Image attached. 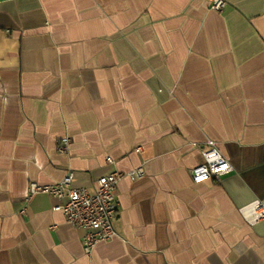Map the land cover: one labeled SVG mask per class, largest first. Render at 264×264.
<instances>
[{"label":"crops","instance_id":"obj_1","mask_svg":"<svg viewBox=\"0 0 264 264\" xmlns=\"http://www.w3.org/2000/svg\"><path fill=\"white\" fill-rule=\"evenodd\" d=\"M225 1L0 0V264H264L241 214L264 206V0ZM207 141L232 171L195 185ZM139 168L90 255L58 199H27Z\"/></svg>","mask_w":264,"mask_h":264},{"label":"built area","instance_id":"obj_2","mask_svg":"<svg viewBox=\"0 0 264 264\" xmlns=\"http://www.w3.org/2000/svg\"><path fill=\"white\" fill-rule=\"evenodd\" d=\"M209 8L215 12H221L226 6L225 0H208ZM70 140H60L57 151L65 153L68 150ZM140 154L141 147L134 150ZM203 163L197 165L191 172L193 184L201 185L211 179H220L232 171V166L221 154L214 141H207L205 146L200 148ZM107 163H112L111 157L106 158ZM143 169L139 168L129 174L113 172L101 177L93 192L86 188H74L72 186L73 173H69L65 179L52 185H39L30 183L27 199L37 194H46L54 197L60 203L53 207V211H60L64 214L66 222L77 229L84 231L82 245L85 254L90 255L95 246L103 241L111 240L116 232L113 228V221L119 212L117 199V186L125 177L136 179L142 177ZM21 213H25L22 210ZM241 214L251 225H255L264 219V206L260 201H254L241 209Z\"/></svg>","mask_w":264,"mask_h":264}]
</instances>
